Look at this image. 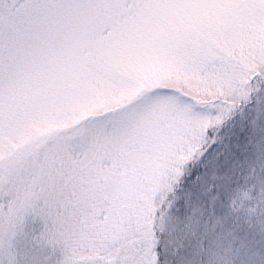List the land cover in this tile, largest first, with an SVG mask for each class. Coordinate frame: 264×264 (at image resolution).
I'll use <instances>...</instances> for the list:
<instances>
[{"label":"snow or ice","instance_id":"snow-or-ice-1","mask_svg":"<svg viewBox=\"0 0 264 264\" xmlns=\"http://www.w3.org/2000/svg\"><path fill=\"white\" fill-rule=\"evenodd\" d=\"M0 264H264V0H0Z\"/></svg>","mask_w":264,"mask_h":264}]
</instances>
